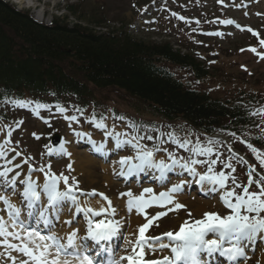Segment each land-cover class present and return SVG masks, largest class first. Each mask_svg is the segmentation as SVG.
<instances>
[{
    "label": "snow or ice",
    "instance_id": "snow-or-ice-1",
    "mask_svg": "<svg viewBox=\"0 0 264 264\" xmlns=\"http://www.w3.org/2000/svg\"><path fill=\"white\" fill-rule=\"evenodd\" d=\"M173 15H176L173 13ZM184 20L183 17H178ZM198 23V22H197ZM225 24H232L233 21H224ZM243 30V29H242ZM253 35H258L252 29ZM264 45V40L260 41ZM255 53V49H250ZM261 58H264L262 56ZM18 106L24 107L25 102L16 101ZM37 107H44L37 105ZM57 110L64 113L66 109L57 105ZM77 111H80L77 109ZM264 115V111L256 113ZM69 121H77L76 116H66ZM122 119V118H121ZM99 129H107V125L102 121L97 123L94 119L91 121ZM76 135L82 136L87 133L77 132ZM112 135V133H108ZM168 140H161L163 143H171L178 148L184 149L189 153L187 157L177 156L175 152L168 148H162L154 145L148 148L142 145L140 141L147 139L153 140L151 135L133 136L131 140L121 141L117 139L116 146L119 148L122 144H129L135 149L133 156H124L118 163L121 171L118 173L124 176V168L127 167V175H133L145 171V169H155L160 173V179L165 180L166 173L178 167L186 171L201 185L208 184L210 190L219 192V200L225 208L229 210L228 214L221 215L217 212H205L203 218L193 221H184L179 231H168L161 236H147L148 230L156 221L162 219L169 211H179L186 208V205L176 202L173 194L182 191L184 181L174 184L166 192H160L158 195L153 188L147 187L143 189L139 195L128 191L122 193V197H127L126 209L131 212L135 210L137 214L143 215L146 223L138 227V237L135 241H128L132 245L127 255L120 257V261H126L127 264H206L202 258V253L212 256L219 253L220 256L226 257L229 262L244 257L245 251L243 242L252 241L258 235L264 234V174L254 176L255 168H251L248 172V180L246 184L237 182L235 176H231L225 171L217 170V164H223V167L230 169L235 173L236 168L231 163L232 157L228 158V162L221 160V154L214 151L219 141L209 139L206 143L202 142L198 137L195 141L191 139H179L174 133H168ZM235 137V134L232 133ZM11 136V132L8 133ZM39 138V137H37ZM89 140L91 138L89 137ZM6 140L4 144H0V158H4L7 164L0 171V258L10 264H101L96 257L104 252L111 255V250L106 249L102 242H109L116 237L121 230V221L114 219L117 215V208L113 206V202L103 193H96L93 190L87 194L91 197L100 196L106 202V206L102 205L98 210L92 207H80L77 197L73 195L74 190L79 188L78 182L73 178L69 183V177L63 173L57 175L51 170V165L33 168L30 164L28 167V175L21 179L20 173L16 172L10 178V173L14 169L8 167L12 163L5 154V149L10 143ZM95 144V141H91ZM245 143L246 147L255 155L261 167H264V154H262L251 143ZM102 148V146H101ZM101 148H97L100 151ZM14 151V149L12 150ZM231 152L232 150L229 149ZM163 152L167 154L170 163H166L165 159L157 160L155 154ZM49 154H53L49 150ZM59 156L68 155L63 144L56 153ZM17 155H20L17 153ZM233 155H237L233 153ZM203 157V159H201ZM214 157V158H213ZM24 161L28 164V160ZM243 161V157H239ZM133 161H137L134 163ZM247 163V161H244ZM203 171L198 170V167ZM21 165L17 163L15 168ZM71 171V165H68ZM43 173V182L40 183L33 179L31 173ZM24 185L20 195L22 200L26 202V216H22L23 209L18 203H13L10 195L4 194L3 189L11 188L12 192H16V184ZM231 181V186H229ZM253 185L255 189L253 190ZM239 189V191H237ZM85 195L84 193H81ZM71 201L76 205V212H83L87 219L86 235L79 236L80 229L73 227L72 219L63 223L68 226L65 235L60 236L55 230L53 224L54 217L56 220L60 218V205L65 201ZM171 205V207H168ZM166 208L167 211L157 212L149 217L147 209ZM189 217L192 213H188ZM95 217H104L94 219ZM35 219V227H31L29 220ZM43 225V228H41ZM158 226V225H157ZM46 230V232H45ZM166 238V240H165ZM91 240L100 248L95 255H90L92 251L90 247L82 243V241ZM168 250L167 254L158 255ZM15 253L16 255H13ZM148 257V258H146ZM120 261L110 260L109 264H120Z\"/></svg>",
    "mask_w": 264,
    "mask_h": 264
},
{
    "label": "trees",
    "instance_id": "trees-1",
    "mask_svg": "<svg viewBox=\"0 0 264 264\" xmlns=\"http://www.w3.org/2000/svg\"><path fill=\"white\" fill-rule=\"evenodd\" d=\"M68 12L79 13L72 6ZM83 18L71 25L56 19L46 27L0 1V116L5 118V107L18 97H65L87 104L94 95L112 91L139 111L171 122L182 119L205 133L239 132L264 154L259 122L249 114L250 107L264 106V90L215 101L170 71L174 67L198 79L207 76L195 51L182 53L168 42L137 40L123 27L101 32L97 28L105 21L99 11L89 22Z\"/></svg>",
    "mask_w": 264,
    "mask_h": 264
},
{
    "label": "rangeland",
    "instance_id": "rangeland-1",
    "mask_svg": "<svg viewBox=\"0 0 264 264\" xmlns=\"http://www.w3.org/2000/svg\"><path fill=\"white\" fill-rule=\"evenodd\" d=\"M6 1L8 3L10 2L14 6L17 5L16 3H13V0ZM15 1L19 2L18 0ZM151 1L153 0H21L23 3L17 5L16 8L19 11H27L33 15H36L38 12H46L48 13L46 23L49 20L52 21L53 17L59 18L64 16L68 17V23H75V19L82 18L83 16L85 17L83 19L89 22V20H93V18H90L89 15L90 10L97 9L100 14H104L103 20L106 21L103 28H97V30H100L101 32L106 31V28L115 29L125 27L126 31L133 32V35L137 40L141 39L147 42L152 41L158 44H161V42L170 41L171 44L173 43L176 47L179 46L182 51L183 49L188 52H190L189 50H196L199 51L203 57L207 56V58L211 61L212 67H210L209 70L212 72L213 76L203 82L204 85L194 84L192 82L194 81L192 75L186 70L179 72L177 69L173 68L172 72L174 71L178 77H181L188 82H192L195 87L198 86L200 89H202V91L213 95L214 98L219 99L230 97L240 93L242 90L262 91L264 89V58H261L251 51H248L252 47L260 48L256 50V53H261V56H264V45H261L260 43L261 40H264V0L260 1V6L257 8V10H254L251 13V21L253 23H249L247 25L250 27V29L258 34V42H255L253 39V36L255 35H249V33L245 32H235L236 34L229 38L227 36L226 38H211L214 40L202 39L200 38L199 33L203 30L204 26H191L188 24H182L179 20L168 15L169 11L170 13L173 11L170 10L172 8L171 6H173L177 10L175 13L179 12L185 17H194L202 21L205 14L214 16L216 13H218L217 8L212 5H208L210 6L209 8H204L206 7L205 5H207L206 2L201 5V9H199L200 6L195 5V7H191L187 11H182V7L179 5L176 7L174 5V0H168V3L165 4L166 10L163 12H155L153 11L155 8L151 7L152 16H155L157 19L153 23L143 25V18H147L148 22L151 20L149 18L150 16L145 17L142 13V9H144L143 7L150 5ZM160 2H164V0H161ZM70 5L76 7V9L80 11L76 17H69V14L66 12V7ZM83 12L85 15H83ZM237 15L240 16L241 23L245 22V17L242 15V13H238ZM85 20H83V22ZM83 24L87 25L86 22ZM201 25L204 24L201 23ZM227 31L234 32L233 29L228 26L225 29V33H227ZM209 64L210 63H208V65ZM203 65L206 66L205 63H203ZM97 97H99L98 100H108L103 109L110 112V108L112 107L111 105H113L118 110L129 114L127 117L129 120H132V118L136 115L141 119L144 118V120H147V124L158 121L151 116H147V114L143 111H136L131 106V103L124 100L125 98L121 93L107 91L102 92L101 96L97 94ZM107 97L108 99H106ZM69 114L73 113L70 112ZM21 119V130H19V132L14 135L15 142L17 144L21 142L28 148L29 152H35L36 149L39 148L37 143L40 142V140L37 141L35 138H33L31 132L34 130L32 129H35V132H37L35 134H41L42 130L46 127V124L44 120H38L40 118H38L37 115L28 114ZM51 119V122L53 121L54 124V130L67 133V131H74L77 128L76 124L69 125L65 122L63 123V121L58 116L53 115ZM141 119L137 120L142 122ZM83 120L85 122V119ZM119 123L121 122L119 121ZM126 123H129V121L126 120ZM85 124L86 122L84 125ZM45 129L49 131L53 130L47 128ZM90 167H94L91 169V175L92 173H95L92 177H86L84 176V172L79 170L77 171L78 174H80L78 179L83 181L88 189L90 187L99 189L100 187H104L105 183L111 185L110 177L107 180L105 175V168L89 164L87 170H89ZM111 193L116 194L117 191L112 188ZM183 202L187 208L183 210V212L179 213V215L172 214L173 219L179 220L180 218H187V214L189 212H192V216L190 217L191 219L195 216L201 219L205 212L219 211L220 208V206L215 202L210 203L205 201L207 206L194 205L195 203H190L186 200H183ZM144 223L145 222L141 220V224ZM177 225L178 224H176L173 228H175ZM170 228L171 224L166 225L165 223L161 226H155L152 231L155 232L154 234H158L160 232L169 230Z\"/></svg>",
    "mask_w": 264,
    "mask_h": 264
},
{
    "label": "bare ground",
    "instance_id": "bare-ground-1",
    "mask_svg": "<svg viewBox=\"0 0 264 264\" xmlns=\"http://www.w3.org/2000/svg\"><path fill=\"white\" fill-rule=\"evenodd\" d=\"M19 3H23V2H21V0H20ZM75 156H76L75 159L77 161L76 167H79L80 171L84 172V176L92 177L93 175H91V169L94 167H90L89 170H87V169H88V165L93 163V159L89 156L84 157V158L81 157L78 154V151H76ZM0 159H2V158H0ZM126 249H128L130 251V249H131L130 245H127ZM158 255H161V254L159 253ZM146 258H148V257H146ZM256 261L260 262V264H264V255L259 254V256H257V258H256Z\"/></svg>",
    "mask_w": 264,
    "mask_h": 264
}]
</instances>
